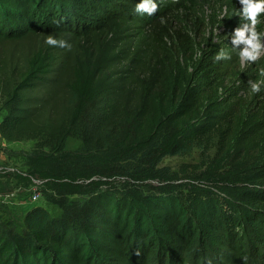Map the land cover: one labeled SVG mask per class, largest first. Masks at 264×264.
Masks as SVG:
<instances>
[{
    "label": "trees",
    "instance_id": "trees-1",
    "mask_svg": "<svg viewBox=\"0 0 264 264\" xmlns=\"http://www.w3.org/2000/svg\"><path fill=\"white\" fill-rule=\"evenodd\" d=\"M206 1L0 0V44L70 45L0 62V136L35 142L0 195L38 181L59 210L0 223V264H264V105L228 91L224 48L161 25ZM215 138L219 158L160 166Z\"/></svg>",
    "mask_w": 264,
    "mask_h": 264
},
{
    "label": "rangeland",
    "instance_id": "rangeland-1",
    "mask_svg": "<svg viewBox=\"0 0 264 264\" xmlns=\"http://www.w3.org/2000/svg\"><path fill=\"white\" fill-rule=\"evenodd\" d=\"M241 7L239 0L198 2L188 14H178L173 19L169 18L167 22H162L161 25H165L166 31L172 36L177 30L189 35L198 51L197 56L202 50L224 48L228 51L232 56L225 70L228 91L236 92L245 104H249V108H252L255 103L264 105V52L255 62H241L238 51L232 48L231 34L236 27L245 22L237 11ZM258 19L260 22L255 27L257 31L264 33V14ZM47 37L48 35H34L20 42L0 44V62L9 61L17 69L23 68L26 57L39 47L47 45ZM178 40L175 39L176 43ZM239 47L243 48L244 45ZM248 81H261V92H251ZM4 115L5 112L2 111L0 120ZM34 145V141L8 143L0 136V168L7 169L11 173L23 172L25 156ZM78 146L79 142L75 139H69L67 142L68 149H75ZM223 151L224 147L215 138L195 147L187 155L164 158L160 166L174 172H178L183 165L193 169V166H200L214 157L219 158ZM11 183L12 192L0 195V223H10L16 228L24 227L28 213L40 209L50 218L58 217L59 210L44 200L39 188L29 186L25 182L16 184L14 179ZM34 190L39 193V199L35 201L31 199Z\"/></svg>",
    "mask_w": 264,
    "mask_h": 264
},
{
    "label": "clouds",
    "instance_id": "clouds-1",
    "mask_svg": "<svg viewBox=\"0 0 264 264\" xmlns=\"http://www.w3.org/2000/svg\"><path fill=\"white\" fill-rule=\"evenodd\" d=\"M242 5L238 9L239 15L245 21L236 27L231 34L232 48L238 51L241 62H255L264 52V33L257 31L256 25L260 22L258 17L264 14V0H239ZM159 8L157 0H140L135 6V11L140 14L153 16ZM46 43L50 46L70 47L68 41L48 35ZM240 45H244L240 48ZM217 61L231 60V54L221 49L215 56ZM251 92H261V81H248ZM211 264V261L208 262Z\"/></svg>",
    "mask_w": 264,
    "mask_h": 264
},
{
    "label": "built area",
    "instance_id": "built-area-1",
    "mask_svg": "<svg viewBox=\"0 0 264 264\" xmlns=\"http://www.w3.org/2000/svg\"><path fill=\"white\" fill-rule=\"evenodd\" d=\"M38 184H39L38 181H34V182H33V185H34L35 188H36V185H38ZM31 199H33V201L39 199V193H38L37 190H34V191H33V195H32V197H31Z\"/></svg>",
    "mask_w": 264,
    "mask_h": 264
}]
</instances>
